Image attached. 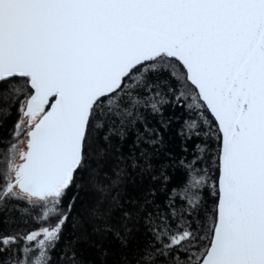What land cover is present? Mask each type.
Segmentation results:
<instances>
[{"label": "snow or ice", "instance_id": "1", "mask_svg": "<svg viewBox=\"0 0 264 264\" xmlns=\"http://www.w3.org/2000/svg\"><path fill=\"white\" fill-rule=\"evenodd\" d=\"M169 104L189 113L184 138L201 142L141 242L135 214L114 218L103 198L135 182L129 169L154 171ZM13 108L0 212L37 227L0 232V264H52L61 241L65 264H80L84 225L102 255L103 242L118 245L115 264H264V0H0V112ZM137 124L125 156L114 136ZM213 135L209 207L201 163ZM169 166L152 179L167 182ZM70 219L81 233L65 238Z\"/></svg>", "mask_w": 264, "mask_h": 264}, {"label": "trees", "instance_id": "2", "mask_svg": "<svg viewBox=\"0 0 264 264\" xmlns=\"http://www.w3.org/2000/svg\"><path fill=\"white\" fill-rule=\"evenodd\" d=\"M164 117L170 118L171 122L166 129L161 128L163 136V144L155 149H149L153 154L152 164L154 171L150 174H141L139 169L133 172L129 169L134 183H129L127 186H117L112 189L111 193L104 197L102 207L112 205L111 213L114 218L121 217L123 211H128L135 214V227L138 231V239L142 242L147 239L145 229L147 227V216L156 212L158 209L163 210L167 204L169 196L172 195L171 189L183 184L185 180V169L181 161H187L192 155L193 146L195 143H200L199 140H186L182 135L184 120L189 113L185 107L181 105H166L163 109ZM15 109L10 110V114L0 112V136L2 140L7 142L13 129V124L17 120ZM210 118V117H209ZM158 116H148L149 126L160 128L157 123ZM137 129L142 131L139 124L135 128H130L125 133V139L121 141L118 136H114L113 143L120 146L123 155L128 156L133 150V145L137 136ZM202 139H204L202 137ZM207 152L203 154L201 167L206 169L209 176L207 198L209 207H212L213 197L211 196L212 186L215 181L212 177L218 176V169L215 166V152L218 148V141L215 135L206 141ZM6 145L0 143V152H3ZM147 148V145H142ZM184 149L188 151L185 152ZM137 155L139 149H135ZM116 160H110V168H115ZM130 163V161H129ZM167 163V175L169 180L165 182L162 179H152V175H159L160 164ZM84 194H82L83 196ZM102 198L98 193H89L88 202L94 204L97 199ZM113 198H115L113 200ZM11 206H9L10 208ZM79 208V206H78ZM37 225L31 222L30 217L22 216L21 213L15 210H4L0 212V232L3 233H20L24 234L36 228ZM86 229L85 237L81 238L77 245V252L80 264H115L119 257V248L115 243H104V248L107 249L108 255L101 254V241L98 237L91 234V228L84 225ZM81 233L79 226H73L72 220H69L68 225L64 229V237H75ZM110 239V238H109ZM23 242H21V247ZM52 264H65L64 242L61 241L56 249L50 254Z\"/></svg>", "mask_w": 264, "mask_h": 264}, {"label": "rangeland", "instance_id": "3", "mask_svg": "<svg viewBox=\"0 0 264 264\" xmlns=\"http://www.w3.org/2000/svg\"><path fill=\"white\" fill-rule=\"evenodd\" d=\"M23 139V138H22ZM20 147H23V144H20Z\"/></svg>", "mask_w": 264, "mask_h": 264}]
</instances>
